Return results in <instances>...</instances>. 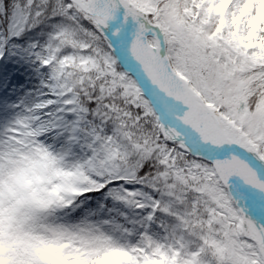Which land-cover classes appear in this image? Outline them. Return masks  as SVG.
Returning <instances> with one entry per match:
<instances>
[{
  "label": "snow or ice",
  "instance_id": "6c2138e0",
  "mask_svg": "<svg viewBox=\"0 0 264 264\" xmlns=\"http://www.w3.org/2000/svg\"><path fill=\"white\" fill-rule=\"evenodd\" d=\"M34 3L47 91L0 137V264H264V0ZM106 190L151 212L67 220Z\"/></svg>",
  "mask_w": 264,
  "mask_h": 264
},
{
  "label": "rangeland",
  "instance_id": "374dc122",
  "mask_svg": "<svg viewBox=\"0 0 264 264\" xmlns=\"http://www.w3.org/2000/svg\"><path fill=\"white\" fill-rule=\"evenodd\" d=\"M25 4L26 0L22 2L21 8ZM41 7L43 5L40 4V0H35L31 11L34 12ZM19 17L21 20V15ZM49 36L50 31L48 36H44V39L48 41ZM22 44V46L0 45V52L3 53L0 56V137L5 134L9 127L14 125L17 119L28 115L26 110L32 108L35 103L40 102L44 98L41 93L47 91L44 88V82L48 78V71L40 67L35 56V53L40 51L46 44L43 46L36 43ZM108 199L111 201L110 205L103 202H93L87 200L86 197L81 198L79 203L82 206L76 210H79L80 216H76V219L87 218L97 223L108 220L110 224L104 225L105 228L118 230L121 227L136 228L137 223H142L149 213L148 207L138 210L130 206L133 212L132 217L129 222L123 223L114 217L129 205L116 201L111 196ZM151 223L152 229L159 231L156 227L157 222L153 221Z\"/></svg>",
  "mask_w": 264,
  "mask_h": 264
},
{
  "label": "trees",
  "instance_id": "16d2710c",
  "mask_svg": "<svg viewBox=\"0 0 264 264\" xmlns=\"http://www.w3.org/2000/svg\"><path fill=\"white\" fill-rule=\"evenodd\" d=\"M25 0H0V44L2 45H23L22 43H36L37 45L43 46L47 44L48 41L44 39V36L49 35L53 31L52 23L54 21H50L45 18H40V22L37 23L34 27L31 26L33 24V20L29 19L26 25H21L20 14L17 12L16 6L19 5L21 7L22 2ZM22 19V18H21ZM19 32V35L15 33ZM24 41V42H23ZM136 190L141 191L144 196H152L156 199L161 200L162 204L168 202L169 198L166 196H162L158 192L152 191L150 188H142L140 185L134 186ZM109 195H107V190L105 192L100 193H90L87 196V199H91L94 202L96 201H105L108 205H110L111 201L108 200ZM125 204V203H124ZM151 212V208H149V213ZM132 208L124 207L115 219L120 221L129 222L132 217ZM78 213H72L67 220L69 222H76ZM125 219V220H124ZM171 218L166 216L161 212H156L154 221L156 222H165L170 221Z\"/></svg>",
  "mask_w": 264,
  "mask_h": 264
},
{
  "label": "clouds",
  "instance_id": "9594fccd",
  "mask_svg": "<svg viewBox=\"0 0 264 264\" xmlns=\"http://www.w3.org/2000/svg\"><path fill=\"white\" fill-rule=\"evenodd\" d=\"M100 229L106 233L115 235L113 229H107L103 224L99 225ZM69 264H72L73 261H84L87 264H92L94 261H103V264H122L121 257L116 255H108L105 257V253L103 251L99 253H90V254H80V255H70L68 256Z\"/></svg>",
  "mask_w": 264,
  "mask_h": 264
}]
</instances>
